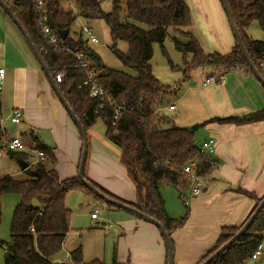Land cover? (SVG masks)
Masks as SVG:
<instances>
[{"label": "trees", "instance_id": "obj_1", "mask_svg": "<svg viewBox=\"0 0 264 264\" xmlns=\"http://www.w3.org/2000/svg\"><path fill=\"white\" fill-rule=\"evenodd\" d=\"M5 1L27 29L52 75L55 77L58 72L66 71L64 80L56 83L86 131L100 119L106 124L107 138L121 149V160L136 181L140 202L133 204L123 201L88 178L85 173L86 179L105 194L158 219L170 235L182 227L189 217V209L184 216L171 217L166 209L162 188L172 185L184 198L186 195L183 190H191L189 174L183 173L185 165L196 161L195 170L202 176L217 168V161L202 153L195 144L198 129L213 121L237 125L264 121V109L243 115L215 117L192 127L167 122L163 112L165 96L171 93L173 87L163 84L153 73L151 60L154 56V44L160 43L163 52L167 54L164 42L171 29L176 33L174 40L176 48L183 55V66H174L170 62L172 68L183 70L185 79L200 66L224 72L245 67L254 76L237 41L228 54L207 53L199 36L192 30L194 19L186 0H113L110 12L103 10V0H50V26L59 34L62 30H69L63 42L72 50L79 49L87 53L97 71L99 83L114 100L113 104L108 103L97 110L100 97L89 95V88L84 85L87 72L79 65L76 55L69 51H55L51 47L47 53L43 50V46L48 44L37 23L35 0ZM229 2L249 54L264 76V70L260 67L264 59V40L253 39L247 32L255 20L264 31V0ZM78 18L103 19L109 26L114 41L112 50L136 74L107 66L89 40L71 36V28ZM119 40L128 43L127 52L117 48ZM114 104L124 106L121 116L116 120L113 118ZM37 147L45 153L44 162L30 161L32 156L23 151L11 152L18 160L30 161L31 166L25 170L29 175L26 179H19L11 174L0 177V222L1 196L7 193L20 195L11 226V243L14 249L9 246L5 262L72 264L56 260L71 229L72 211L66 204L67 195L72 191L82 190L92 192L97 200L106 201L90 190L79 177L61 180L55 168L57 159L53 150L40 142ZM238 191L257 199V205L264 198H258L255 192L247 189L239 188ZM106 203L110 207H117ZM243 224L244 222L238 226H223L216 242L196 264L225 244ZM263 240L264 209L240 239L208 264H245ZM71 259L74 263H83L81 246L71 252ZM86 264L107 263L93 260Z\"/></svg>", "mask_w": 264, "mask_h": 264}, {"label": "crops", "instance_id": "obj_2", "mask_svg": "<svg viewBox=\"0 0 264 264\" xmlns=\"http://www.w3.org/2000/svg\"><path fill=\"white\" fill-rule=\"evenodd\" d=\"M211 1L219 15L215 19L209 16L202 0L195 1L197 34L207 53L228 54L233 50L236 38L232 28L225 22L219 2ZM198 4L202 9H199ZM2 11L4 10H0V68H5V79L0 92V139L3 141L6 137L21 135L29 147H37L39 142L45 144L56 156L55 168L60 179L78 177L83 140L77 124L67 112L23 34ZM211 73H225L226 83L204 85V80ZM182 76L184 82L178 86L179 92L173 87L171 93L165 96L163 112L176 111L178 103V107L184 110L185 120L178 125L164 114L167 122L192 127L215 117L243 115L264 109V87L245 67L224 72L200 66L192 71L188 79H185L184 73ZM15 108L23 113L21 123L11 120ZM6 113L8 114L5 116ZM192 123L194 125H190ZM93 127L87 131L88 140L92 139L91 150L88 151L91 157L89 165L85 167L88 178L125 202L139 203L136 181L122 162L121 151L107 138L106 131L103 135L93 131ZM12 128L15 130L14 134L10 131ZM198 134L203 137V143L215 140V150L208 155L217 161L218 166L203 176L204 192L198 196L192 195L190 215L186 223L171 234L175 264H196L216 242L223 226L241 225L251 215L257 199L239 192V188L255 192L258 198L264 196V121L243 125L213 121L200 127L196 137ZM259 137L262 138L263 152L262 160L257 163L260 156ZM26 153L32 156L29 151ZM6 154L10 160L16 161L19 173L24 171L21 160L14 158L11 152ZM32 160L33 156L30 161ZM162 195L166 197L164 193ZM165 203L168 214L174 217L166 200ZM93 212L94 210L91 218L98 220L100 211L96 218L92 217ZM106 215L114 218L116 225L113 260L107 262L106 256H96L91 261L100 260L107 264H168V248L159 227L123 208L109 206ZM70 226L63 246L72 239L71 221ZM77 244L76 241L72 242L69 257L73 250L80 246L83 248ZM84 255L83 249V264L91 262L84 260ZM56 260L66 261L58 257ZM66 262L74 263L72 259Z\"/></svg>", "mask_w": 264, "mask_h": 264}, {"label": "rangeland", "instance_id": "obj_3", "mask_svg": "<svg viewBox=\"0 0 264 264\" xmlns=\"http://www.w3.org/2000/svg\"><path fill=\"white\" fill-rule=\"evenodd\" d=\"M186 1L191 8L194 19V25L192 27V30L197 34V29L195 27L196 19H195V11H194V9L197 11V6L195 2L197 0H186ZM202 1L204 2L206 9L208 10L209 16L212 17V19H215V17H219L218 13L215 11L214 3L211 0H202ZM217 1L219 2L223 10L225 22L227 26L231 29L229 18L225 11V8L221 0H217ZM112 4H113V0H103L102 3L103 10L105 12H110L113 7ZM198 7L199 9H202L200 8L199 4ZM84 25L92 28L94 35L98 38V42H91L90 45L100 56L104 64H106L107 66L113 69L125 71L132 75L136 74L134 70L124 65L122 61L119 59V57L112 50L114 41L111 36L110 28L103 19L88 20L84 18H78L74 22L71 28V36L83 37L84 39H87L88 38L87 33L82 30V26ZM247 32L250 35V37L253 39L264 40V31L261 29L259 22L256 20L250 25V27H248ZM175 37H177V35L171 29L170 35L167 37V39L164 42V46L166 48L167 54L163 52L160 43L154 44V56L151 60V64L153 66L154 75L163 84L168 86L171 85L172 87L178 90L179 89L178 86H180V84L184 82L182 76L183 71L181 69L172 68V65L182 67L183 55L176 48V44L174 40ZM117 48L123 52H127L129 48L128 43L124 40H119L117 42ZM170 61L172 62V65ZM176 104H177L176 111L167 110L164 112V114L169 116V118L172 119L173 121L175 120V123L180 125L181 123H184L185 115L183 116L184 110L183 109L181 110L180 107H178V103ZM7 114L8 113H6L5 116ZM190 125H194V123ZM92 129L93 131L96 130L97 132H100L104 135L106 131V126L103 120L100 119L96 122L95 126ZM10 131L12 132V134L15 133V130L13 128ZM202 139L203 137L201 138V134L200 135L198 134L197 137L195 138L194 141L198 147L202 146L203 143ZM90 141H92V139H90ZM90 141H89L88 151L91 150ZM98 141H100V139H98ZM114 146L115 148H117V150L121 151V149L117 145L114 144ZM113 152L116 153L115 150ZM258 152L260 153V156L257 155L258 156L256 160L257 163L262 160L263 143L261 137H259L258 139ZM90 157L91 155L89 153L87 155L86 167L89 165ZM261 165L258 167V169H260ZM17 167L18 166L16 164V161L14 162L10 160V157L7 154L4 155V157L0 158V176L11 174L14 175L15 177H18L19 179H26L29 176L28 173L25 172V170L19 173ZM78 174H79V170H78ZM85 192L86 191H82V190L73 191L70 192L66 197L67 206L72 210L73 213L71 218L73 232L70 237L72 239H69L68 242L64 244L62 251L57 255V257L65 259L66 261H70L71 257H69L68 251L71 248L72 242L76 241V243H78L77 245L83 246L84 254H85L84 260L91 261L96 256L97 257L106 256L108 259L107 262H111L113 260L112 249L115 244L114 239L117 238L115 233L116 230L115 219L112 218L111 216L106 215V212L108 211L109 208V205L106 202L97 200L92 192H87L88 194H85ZM162 193L166 195L167 198L164 196L163 197L167 201V207L170 210V212L174 215V217L179 218L181 216L186 215L188 209L191 208L190 202L193 198L192 197L193 194L191 193L190 189L183 190L184 195H186L184 198L180 196L178 190L172 185L164 186L162 188ZM19 202H20V195L17 193H7L1 196L2 219L0 222V264H6L5 256L9 248V245L11 244L12 219L14 215V210ZM92 210L94 211L97 210L98 214L100 211V218L98 220H93L91 218L90 215ZM263 245H264V240H263ZM245 264H264V250L259 255L258 258L250 257L249 259L246 260Z\"/></svg>", "mask_w": 264, "mask_h": 264}, {"label": "built area", "instance_id": "obj_4", "mask_svg": "<svg viewBox=\"0 0 264 264\" xmlns=\"http://www.w3.org/2000/svg\"><path fill=\"white\" fill-rule=\"evenodd\" d=\"M49 2L50 0H35L36 10H37V23L40 28V32L47 40V46H43V50L47 53L49 51V47H51L55 51H69L73 52L76 55V59L81 67H83L87 72V79L84 81V85L89 88V95L92 97H100V102L97 107L98 109H102L106 106V104H113L114 100L109 95L107 90L99 83L97 79V71L94 68L89 56L86 52L75 49L72 50L69 46L65 45L63 42V38L59 33H57L49 23ZM82 30L87 33V40L90 42H98V38L94 35L92 28L84 25L82 26ZM84 39V38H83ZM260 67L264 70V59L260 63ZM66 76V71H61L56 74L54 77L56 82H62ZM5 79V68H0V92L3 89V83ZM227 81V77L225 73H211L204 80V85L209 84H225ZM124 109L123 104H114V120L118 119L122 110ZM11 120L14 123H21L23 121V113L19 108H15L12 111ZM115 123V121H113ZM215 140L210 139L205 141L200 147L202 153L210 154L215 150L214 147ZM30 152L34 158V161H45L46 156L42 149L26 144L23 137L21 135H15L11 137H6L3 141L0 142V157L8 152ZM196 161L190 162L185 165L183 169L184 174H189V178L191 181V191L194 196L201 195L205 190V181L203 180V176L199 174L196 170ZM98 216L97 210L92 213V217L96 218ZM264 245L263 243L259 244L258 248L252 254V258H258L259 255L263 252ZM72 264H83V263H72Z\"/></svg>", "mask_w": 264, "mask_h": 264}, {"label": "water", "instance_id": "obj_5", "mask_svg": "<svg viewBox=\"0 0 264 264\" xmlns=\"http://www.w3.org/2000/svg\"><path fill=\"white\" fill-rule=\"evenodd\" d=\"M221 2L225 8L227 15H228L229 22H230L232 31L234 33V36L236 38V41H237V43H238L246 61H247L249 68L251 69L252 73L257 78V80L264 87V76L259 71V69L256 67L253 59L251 58V56L249 54V51H248L246 44L244 42V38H243L242 33L240 31V28L238 26L237 20L235 18V14L233 12V9L230 5L229 0H221ZM0 6L4 10V12L13 20V22L17 25V27L19 28V30L23 34V36H24L25 40L27 41L28 45L30 46L33 54L35 55V57L37 58L38 62L41 65V67L46 72L47 76L49 77L50 81L52 82V85H53L55 91L57 92L58 97L60 98V100L63 103V105L65 106L67 112L70 114L71 118L74 120V122L77 124V126L80 130V133H81L82 138H83V149H82V155H81V160H80V165H79V174H78V177L80 178V180L90 190H92L95 194H97L98 196L103 198L106 202L111 203V204H113L119 208H123L125 210H128L131 213L138 215L139 217H141V218L155 224L157 227H159L163 237L165 238L167 248H168V264H175L174 245H173L171 235L168 233L165 226L158 219L152 217L149 214L143 213L142 211H140L139 209H137L136 207H134L130 204L124 203L118 199H115V198L105 194L102 190L95 187L93 185V183H91L90 181H88L86 179L85 167H86L88 147H89V140H88L87 131L83 127L81 122L79 121L75 111L72 109L71 105L69 104V102L67 101L65 96L60 92L58 85L54 79V76L52 75V73H51L49 67L47 66V64L45 63V61L43 60V57H42L39 49L37 48V46L33 42V39L31 38L27 29L24 27L22 22L19 20L17 15L12 11L9 4L5 0H0ZM68 33H69L68 29L62 30L60 32L61 37L63 39L66 38ZM21 165H22L23 170H26L30 166V164L25 160H21ZM263 209H264V198L257 205V207L254 209V211L248 217V219L244 222L242 227L225 244H223L220 248H218L216 251H214L209 257H207L204 261H202L199 264H208V263L212 262L222 252H224L226 249L231 247L251 227V225L254 223V221L258 217L259 213ZM9 246L12 250L14 249V246L12 243Z\"/></svg>", "mask_w": 264, "mask_h": 264}]
</instances>
